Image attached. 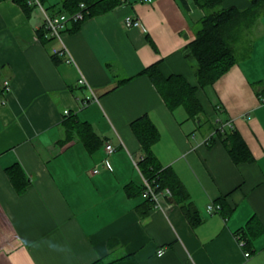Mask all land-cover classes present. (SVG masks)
Instances as JSON below:
<instances>
[{"label": "crops", "instance_id": "crops-1", "mask_svg": "<svg viewBox=\"0 0 264 264\" xmlns=\"http://www.w3.org/2000/svg\"><path fill=\"white\" fill-rule=\"evenodd\" d=\"M187 2L189 13L177 0H125L77 30L68 26L62 42L39 37V10L28 17L13 0L0 2V264H91L125 253L139 264H264V11L240 31L256 40L250 52L198 90L200 124L184 109L171 111L138 75L162 61L164 72L197 84V62L184 48L204 12ZM129 15L142 28H128ZM61 46L67 55L54 61ZM65 110L91 126L98 146L90 150L75 134L65 142ZM144 115L160 132L153 146L159 163L175 171L198 209L195 228L173 197L161 194L163 207L142 217L137 206L145 198L126 193L129 184L143 186L144 152L131 123ZM224 125L240 133L253 161H233L217 132ZM106 143L116 149L112 169L103 164ZM22 176L28 183L18 191ZM210 204L220 208L208 213ZM238 231L251 236L249 251Z\"/></svg>", "mask_w": 264, "mask_h": 264}, {"label": "trees", "instance_id": "trees-1", "mask_svg": "<svg viewBox=\"0 0 264 264\" xmlns=\"http://www.w3.org/2000/svg\"><path fill=\"white\" fill-rule=\"evenodd\" d=\"M4 1V0H0ZM18 4L24 13L30 17L37 6L31 4V0H13ZM44 9L51 15H73L81 10V4L85 6L84 19L72 23V29H79L80 25L88 18L94 15L107 13L117 6L123 4L125 0H39ZM185 13L190 12V6L187 0H177ZM227 0H194L195 5L204 12V16L199 20V27L195 39L185 48L186 58H192L197 62L195 76L197 84L194 85L181 73L166 74L163 70L162 61L154 63L145 68L140 74L148 77L159 94L162 96L166 105L171 111L177 108H183L186 111L188 119L200 121L203 115V107L198 99L197 92L213 85L220 79L233 65L238 61L234 45L238 42L241 27L243 24L254 22L264 11V0H250L251 5L247 10H240L237 7H225ZM247 20V21H246ZM43 23L38 31L41 39L53 40L45 36ZM54 61L61 57L52 54ZM132 78L120 81V84L129 81ZM66 121L67 142L77 135L91 150L92 145L98 146L99 140L91 129V126L78 120L70 112ZM200 124L202 122L200 121ZM131 128L136 138L141 144L144 157L138 163L142 175L151 181L158 189H170L173 199L181 206L184 215L192 227H196L200 221V215L195 204L191 201L190 194L179 179L175 171L162 166L153 151V146L160 139V132L148 115L141 116L131 123ZM224 129V128H223ZM218 129V134L222 137L223 143L228 148L230 156L236 163L244 161H253L252 154L248 149L243 137L234 129ZM11 179H13L11 177ZM20 185L16 183L18 191L26 188L28 181L22 176ZM128 196L134 194L142 195L141 190H137L132 184L125 187ZM137 190V191H136ZM224 199L220 203L224 205ZM154 201L145 199L137 206L138 213L145 217L154 207ZM221 205V206H222ZM223 208V207H222ZM249 227V226H248ZM250 228V227H249ZM240 238L245 242V250H250L251 236H246L245 232H237ZM249 233V232H248ZM250 235V234H249ZM91 264H139L134 254L125 253L117 258L99 259Z\"/></svg>", "mask_w": 264, "mask_h": 264}, {"label": "built area", "instance_id": "built-area-1", "mask_svg": "<svg viewBox=\"0 0 264 264\" xmlns=\"http://www.w3.org/2000/svg\"><path fill=\"white\" fill-rule=\"evenodd\" d=\"M142 2L146 3H151L152 0H140ZM31 4H34L37 6V10H39L42 15H43V29L45 31V36L47 38H51L53 40H57L59 42H62V32L67 29L68 26H70L72 23H76L79 21H82L84 19V9L85 6L81 4V10L73 15H65V14H60V15H51L49 14L42 4L40 3L39 0H31ZM124 23L128 28H142V23L139 19L133 17L132 15L126 16L124 19ZM67 49L65 46H61L58 48H55L52 52L53 55H57L59 57H65L67 55ZM68 63L72 62L71 58H68L66 60ZM79 85H84L85 80L81 78L78 81ZM3 93L8 94L11 91V82L9 80H5L3 82ZM6 101L2 100L0 103L4 104ZM92 102V99L90 97H87L83 103L86 105L88 103ZM65 115H69L70 111L65 110L64 111ZM226 125H224L223 128H225ZM105 150H106V157L103 161V164L108 168L112 169V163H111V155L115 152V147L113 146L112 143H106L105 144ZM95 172H98V170H95ZM161 194H165L168 197H172L171 191L168 188H165L163 190L158 189V186H155L151 183L150 180L145 178L143 176V192L142 196L145 199H151L154 201V207H163V200L162 197L160 196ZM219 205H214L210 204L207 206V212L208 213H213L216 209H219ZM239 243L242 247H245V242L240 238V235L238 236ZM158 256H162L164 254V250L160 249L158 251ZM246 257L251 256L250 252L245 253Z\"/></svg>", "mask_w": 264, "mask_h": 264}, {"label": "rangeland", "instance_id": "rangeland-1", "mask_svg": "<svg viewBox=\"0 0 264 264\" xmlns=\"http://www.w3.org/2000/svg\"><path fill=\"white\" fill-rule=\"evenodd\" d=\"M249 25H251V22L243 24L241 27V30L248 29L247 27ZM198 27H199V25H198ZM237 41L238 42L234 45V48L236 50V57L238 60H240L241 58L244 57L243 56L244 54L250 52L251 46H253V44L255 43L256 40L249 39L248 37H244V34H242V38L239 37ZM165 73L168 74V72H166V71H165ZM180 109H183V108H180ZM203 115H201V116H203ZM110 259L112 260L113 258H110Z\"/></svg>", "mask_w": 264, "mask_h": 264}]
</instances>
